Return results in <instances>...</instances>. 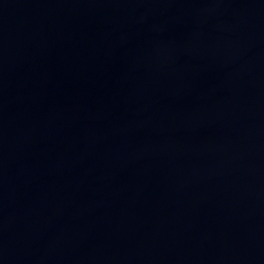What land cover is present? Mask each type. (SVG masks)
<instances>
[{
  "label": "water",
  "instance_id": "water-1",
  "mask_svg": "<svg viewBox=\"0 0 264 264\" xmlns=\"http://www.w3.org/2000/svg\"><path fill=\"white\" fill-rule=\"evenodd\" d=\"M0 264H264V0H0Z\"/></svg>",
  "mask_w": 264,
  "mask_h": 264
}]
</instances>
